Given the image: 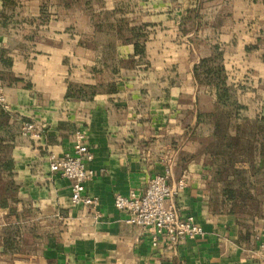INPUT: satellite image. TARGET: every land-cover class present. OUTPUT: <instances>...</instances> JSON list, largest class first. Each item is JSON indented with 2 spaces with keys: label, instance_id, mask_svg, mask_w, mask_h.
Instances as JSON below:
<instances>
[{
  "label": "crops",
  "instance_id": "0c3cea01",
  "mask_svg": "<svg viewBox=\"0 0 264 264\" xmlns=\"http://www.w3.org/2000/svg\"><path fill=\"white\" fill-rule=\"evenodd\" d=\"M171 9L174 22L146 40L144 56L114 38L112 60L63 0H0V264H264L255 238L264 202L250 199L259 207L247 218L227 207L208 147L215 89L194 77L200 60L218 54L243 114L264 120V0ZM179 13L190 18L183 34ZM75 84L99 92L67 97ZM23 120L40 126L39 138L20 134ZM77 131L93 154L85 191L96 207L73 205L71 181L49 167L50 154L72 151ZM256 166L264 173L262 161ZM165 168L170 183L187 184L167 203L203 230L174 245L165 235L152 244L113 203L117 193L141 194Z\"/></svg>",
  "mask_w": 264,
  "mask_h": 264
},
{
  "label": "trees",
  "instance_id": "16d2710c",
  "mask_svg": "<svg viewBox=\"0 0 264 264\" xmlns=\"http://www.w3.org/2000/svg\"><path fill=\"white\" fill-rule=\"evenodd\" d=\"M118 11L124 10L123 8L105 10V25L100 28L96 26L98 30L95 29L93 32L97 34L104 33L105 31L114 32L119 36L118 38L132 41L135 52L141 55L143 49L138 39L139 36L136 33L137 26H132L129 29L130 33L126 30L127 28L123 31L124 17L119 16L117 14ZM109 15H111V20H108ZM188 17L185 15L184 19ZM113 43L114 40H109L106 43L103 42V48L98 49L93 47L96 48V52L106 53V55H109L114 60L115 46ZM194 77L199 84L211 85L215 89L216 106L212 113L215 129L214 135L208 140V147L211 148L212 159L218 165V168L221 170L220 175L225 178L226 182L232 181L235 176H238L246 189H248V193H245L240 198V201L227 198V207L240 217H244V210L241 212V208L237 209L236 206L247 205L250 199L260 201L261 203L264 202V173L263 170L258 169L259 167L256 166L259 164V161H262L264 165V158L261 157L264 153V120L250 119L243 114L242 110L244 106L234 101L233 90L227 84L218 54L200 60L194 66ZM113 88V84H110L109 89ZM97 92H99L97 86L75 84L69 86L66 96L70 98H85L91 97ZM238 163L242 164V166H239ZM228 168L232 169L231 177L228 176L230 173ZM229 187H233V184L227 188ZM227 188L224 191L225 197L228 196L225 193L228 190ZM252 205L255 207L254 210L259 207L258 204Z\"/></svg>",
  "mask_w": 264,
  "mask_h": 264
},
{
  "label": "built area",
  "instance_id": "2783aa9c",
  "mask_svg": "<svg viewBox=\"0 0 264 264\" xmlns=\"http://www.w3.org/2000/svg\"><path fill=\"white\" fill-rule=\"evenodd\" d=\"M0 105L6 107L3 86L0 84ZM20 134L29 138H39L40 126L32 120H23L19 125ZM93 154L85 141L82 131L75 133V142L72 151L62 157L50 154V170L60 174L71 181L70 200L73 205H87L96 207L99 203L97 196L86 193L85 183L92 176L93 170L88 167V162ZM170 169L156 173L151 177L140 194L130 192L123 195L117 193L113 197L114 206L126 212L125 221L149 232L152 244L157 238L165 235L171 245L184 239H192L203 234L200 225L193 222L192 217H181L173 203H167L175 194L186 189V182L179 180L176 184L169 182ZM261 251L264 252V231L255 237Z\"/></svg>",
  "mask_w": 264,
  "mask_h": 264
},
{
  "label": "rangeland",
  "instance_id": "374dc122",
  "mask_svg": "<svg viewBox=\"0 0 264 264\" xmlns=\"http://www.w3.org/2000/svg\"><path fill=\"white\" fill-rule=\"evenodd\" d=\"M190 1L191 0H63L66 7H74V11L76 15L82 20V24H92L90 26V30L85 31V34L90 36V38H93L94 47L98 49L103 48V42L105 43L109 40L119 37L117 34L111 31H105L101 34L93 32L95 29L98 30V28L105 25V10H110L111 8H123L124 11L117 12L119 16L124 17L123 31H125L124 29L127 28L126 30L129 32V29H131L132 26H137L136 33L139 36L138 39L143 49L142 56L145 54L146 40L157 33L159 31V27L167 28L165 25H163L166 23V21L171 20V22H174L172 21L173 17H168L173 15L169 12L172 10L171 8L176 6L182 7L186 3H190ZM209 1L211 0H202V3H208ZM157 10L161 11L158 12ZM185 15V13H179L178 15L180 16L178 20L180 21L178 32L181 34L185 32L187 23L188 25L190 24V18L184 19ZM142 18H145V20L142 21ZM108 20H111V15H109ZM110 24H112V22H110ZM140 61H142V59ZM214 140L216 141V139ZM240 163H238V165L242 166ZM244 166H246V164H244ZM228 169L230 171L228 176L231 177L232 169ZM231 184H233V187L227 188L228 190L225 193L228 196L225 198H232L233 200L235 199L240 201V198H242L245 193H248V189H246L244 183H242L238 176H235L232 181L227 182L228 186H231ZM236 208H241V212L244 210L245 218H247L250 213L255 211V207L252 204L243 206L239 205L236 206Z\"/></svg>",
  "mask_w": 264,
  "mask_h": 264
}]
</instances>
